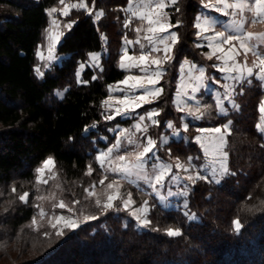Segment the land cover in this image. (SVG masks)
Masks as SVG:
<instances>
[{
    "label": "trees",
    "instance_id": "obj_1",
    "mask_svg": "<svg viewBox=\"0 0 264 264\" xmlns=\"http://www.w3.org/2000/svg\"><path fill=\"white\" fill-rule=\"evenodd\" d=\"M202 1L177 0L168 9L179 40L164 63L163 93L152 105L159 113L151 128L154 138L167 132L168 121L182 123L174 94L183 61L205 66L209 82L214 74L219 79L207 48L198 46L195 25ZM86 2L92 13L72 10L67 18L72 27L57 48L64 58L41 78L35 70L38 48L49 11L60 0H0V264H264V134L257 127L264 90L258 81L238 87L234 107L223 115L214 95L204 91L200 103L191 106L200 109L190 112L201 118L189 122L188 140L172 141L160 152L173 163L200 166L204 155L195 141L197 129L230 123L229 173L219 182H191L186 207L167 208L152 198L151 224L141 229L127 212L93 204L87 189L106 176L97 155L107 146L100 137L112 125L105 120L104 103L109 86L127 75L120 66L122 49L136 34L126 24L130 0ZM97 11L104 13L98 20ZM92 53H102L100 68L86 66L78 79L79 66ZM49 158L55 176L41 185L37 171ZM131 191L140 201V192ZM25 193L28 198L21 201ZM58 200L98 219L62 235L42 221L32 224L43 203L58 212L52 208ZM169 228L181 235H167Z\"/></svg>",
    "mask_w": 264,
    "mask_h": 264
},
{
    "label": "rangeland",
    "instance_id": "obj_2",
    "mask_svg": "<svg viewBox=\"0 0 264 264\" xmlns=\"http://www.w3.org/2000/svg\"><path fill=\"white\" fill-rule=\"evenodd\" d=\"M36 1H38V0H36ZM204 1L205 0L202 1V5H203ZM227 1L229 3H236L237 2L235 0H227ZM243 2L246 4H249V6H250L254 2V0H243ZM81 3H84L87 5L86 0H81L78 2H64V4H60L56 7H53V8L57 9L56 12L51 11L53 8L50 9V11H49V17H50L49 25H48L47 29L45 30L43 41L41 42V44L39 45V48H38V62H37L36 69H35L38 77L42 78L47 71H50L53 68V66H55L56 64H60L62 62L64 56H60L57 54V48H58V45L61 43L65 34L70 30L69 28L66 27V25L71 23L67 20V18L71 14L72 10L82 9V10H86L88 13H92V8H89L88 5H87V8H80V7L71 8L70 7V5H72V4L79 5ZM206 3L209 5V7H207L208 9H210L212 7L213 8L214 7H220V5H215L216 2L215 1L213 2L212 0H209ZM66 6H69V15L68 16L63 15V13H62V9H64ZM222 7L223 6L221 5L220 8H222ZM244 11H242V12H244ZM99 12L100 11H97L95 13L94 17L96 20L101 18V16H98ZM261 16H262V19H264V15H261ZM243 18L245 19V15L243 16ZM53 21H56L57 24L54 25ZM196 24H197V20H196ZM169 34L170 33H167L166 35L168 36ZM214 35H215L214 32H211V33L202 32L201 33V31H199V35H198V28H197V36H198V38L200 37L198 45L200 47L207 48V50H208L207 55H206L207 59H208L209 55H212V53H210L207 45L203 46V44L206 42L205 44L209 43V45L211 44L214 46L217 41H211L210 42L207 39V37L214 36ZM230 35H237V34H233V31H232V32H230ZM255 35L256 36H255V39H253L254 40L253 43L258 42V41L256 42L257 37H264V33L255 34ZM157 37H158L157 39L160 40L159 36H157ZM200 42L202 43V46H201ZM155 43L157 45L158 42L156 41ZM167 43L171 45L172 42L169 40V41H167ZM250 43H252V41ZM161 46H162V48H164V44H162ZM210 47H212V46H210ZM224 47H225V53L224 54L231 55V53H227V49L229 46L225 45ZM156 48L159 49V47H156ZM50 49H51V51H50ZM212 49L214 50L213 47H212ZM241 50H242V54H244L243 49H241ZM154 52L157 53L158 51H154ZM156 53L151 55V59L153 58V60L154 59H160L162 61H166V60L160 58L161 56H159V54H156ZM160 53H163L165 56L164 49L162 51H160ZM41 54L44 57L43 59H41ZM215 54L223 55V53H220V52H216ZM250 56H251V52H249L247 54V57H245V55H244V58L249 62L251 61L254 65H251V66L244 65L245 74H246V68L252 67L254 69L255 77L254 78L251 77L252 79L246 83L245 82L238 83V84H240L239 88L246 85V84H252L253 81H258L261 83L263 90H264V80H261L259 78L260 74H259L258 69L255 66V57L253 59L252 58L250 59ZM94 57H95V59H94ZM216 57H218V56H216ZM216 57L212 56V60H214V62H215L213 67H214L215 72L218 73L217 76L219 79L214 78V76H216V74H214L212 79L219 81L221 78L219 76V71L217 70V68L220 66L218 64L219 60H217ZM100 58H101V55H98V56L94 55L91 59L88 60L89 65L88 64L80 65L79 69H78V79H81L82 71L84 70V68L86 66H91L94 69L100 68V66H101V63H99ZM219 63H220V61H219ZM235 63H236V60H235ZM227 66L231 67V65H228V64H227ZM37 69H39V72L37 71ZM41 73H42V75H41ZM226 74L227 75H224L225 80L223 79L224 80L223 86L221 83H218L217 85L219 86V84H220L222 86L221 88L226 90V91H224L225 93H227V94L231 93L232 94L233 91L237 90L236 89L237 84H236L235 80L230 79V77H234V76L240 77V73L239 72H231V73L227 72ZM230 74L232 76H230ZM150 76L153 77L154 74H150ZM226 76H228V77H226ZM224 83H225V85H224ZM217 85H215V86H217ZM226 85H231V88L225 87ZM64 90L58 91L56 93V95L61 98L63 96ZM135 97H137V96L130 97L129 101H131L133 103V100ZM228 99L230 101H232L231 103L233 105L235 97L234 96H228ZM262 102H264V100ZM176 106H177L178 110H180V111H181V108H183L184 111L185 110L189 111V113L182 112L183 113L182 120H183L185 114L188 115V114H190V111L195 110L191 106H186V105L178 106L177 104H176ZM106 107H107V105L105 106V103H104L105 114L108 115ZM260 114H261V116H260L259 125H260V128L264 129V112L260 111ZM190 115L192 116V119H193L191 121L195 122V121L199 120V119H196V116H198V115H194V114H190ZM105 120H106V122H108V124L111 122L112 125L114 123H116L117 121H120L119 118H117V117L112 119V120H107V119H105ZM158 122L159 121L157 120L156 123L150 124L148 131H147V134H146V135L150 136L155 141V148H154L153 153H149L148 156L146 157V162H145L143 170L133 169L131 175H125V174L120 173V172L111 171V168L126 165L129 162L134 164L135 163V154L139 151H142L143 147L146 145V141H147L146 138H141V135L139 136L138 134H136V135L129 134L126 136L127 140L123 141V143H120L115 154H110V155L105 157V162H104L103 167L101 166L100 161L98 160V157H100L102 153H106V151L103 149H101L99 151V153L97 155V161H98V164L104 169V172H106V176H104L102 179L104 181V183L103 184L100 183L101 185L93 184L87 189L89 197L92 199L94 198V200H95V202H93V204L96 203L97 199H99L100 204L98 206L102 207V209L104 211L108 210V211H117V212H119V211L127 212L129 214V216L136 221V224L141 229L145 228V227L141 226L140 221L136 220L135 217H133L131 213L133 211H137L140 209L147 208L146 212L138 211V215H140L142 219L143 218L148 219V214L150 211L149 200H151L152 198L156 199L159 204H161L167 208L179 207V206L186 207L187 206V198H188V194H189V187H190V184H192L191 181L186 179L187 176H189V175L195 176L196 173L202 172L201 175L208 177V179L218 181V180L222 179L223 177H225L229 173V171H228L227 173L221 174V163L224 166H226L227 168L229 166H228L227 156L221 157L219 155V152L216 150V145L219 143V138L221 136V134H218V133L216 135L210 134V136L208 137V138H210V140H212L210 142H206V140H203V138H201L202 143H205L204 147L208 149V153H207L208 159L203 160L204 162H202V164L200 165V169L197 168L198 166L195 164H193V166H191L190 162H189L190 163L189 166H186L184 163H181L183 165L182 168H177L175 166L176 164H171V163H173L171 161L167 162L168 159L164 158L160 153L163 150V148L169 144L168 142H169L170 138L168 136H162V135H168V133H169L167 130V125H166L167 132L161 134V136H159V139L154 138L151 135V128L154 126H157ZM167 124H168V122H167ZM227 125L229 126V128L226 131L222 132L223 139L226 142L223 149L221 150L223 152L225 151L224 149L226 148V144H227L226 136H227V133L230 131V123H228ZM176 127H178V126H176ZM109 129L107 131L108 133H109ZM110 133L112 134V132H110ZM262 133L264 134V132H262ZM100 139L102 141L106 142L105 136L101 135ZM120 140H122V139H120ZM127 141H128V143H127ZM211 142H212V144H211ZM119 155H125L126 161L121 162V161L116 160V157ZM204 158H205V156H204ZM214 160L220 161L221 163H213ZM44 164H45V162L43 163V165L39 169L44 168ZM168 165H171L170 170L165 173L164 180L162 181V183L157 185L155 182V176L158 175L161 171H163L164 168ZM39 169L37 171V182L39 184L44 185L46 183H43V181L46 180L48 182V180L54 178V176H55V162H54V160H53V164L49 165L48 168H45L43 173H41L39 171ZM185 169H187V171ZM213 169H215V173L213 172ZM228 170H229V168H228ZM105 177H107V179H105ZM113 181L117 182V185L114 186V188H112V189H108L107 185L109 183H112ZM129 186H131V187H129ZM133 188H135L136 190H138V192H140V197H141L140 201H137V199H136L137 196H135L133 194V192L131 191V189H133ZM170 192L172 193V195H169ZM117 193L119 194V198L113 202L114 206L110 209H105L103 207V205L107 202V197L109 195H116ZM51 197H52V194H48L45 197L46 201L49 204L52 203ZM27 198H28V196H27ZM27 198H26V200H27ZM124 200L130 201L129 206L127 208L124 205ZM180 201H181L182 205L181 204L179 205ZM60 202H62V201L61 200L55 201V202H53V206H52L53 209L55 207H57L58 212H51L50 207L46 203H43L46 205L42 204V206H40L39 209L37 210V219H35L37 221L36 224L38 225L39 222L42 221L43 223H46L47 226H49L52 230H54L56 232L58 230H62V232H64L66 229L67 230H74V229H77V228L83 226V224H85L86 222H90V221H94V220L98 219L97 216H95V215H92V216L89 215V212H87V214H88L87 215V214H84L82 212H76L74 209L69 210L70 208H68L67 206L65 208L61 209L58 206ZM41 209H43V211L45 213V215L43 217H41L39 214ZM66 210H68V211L66 212ZM59 216H63L65 218H70L71 220L76 221V226L73 228H69V227L65 226L64 221H61L60 223L57 224L56 229L52 228L50 221L55 222L54 218L59 217ZM93 216L96 217V219H90V217H93Z\"/></svg>",
    "mask_w": 264,
    "mask_h": 264
},
{
    "label": "crops",
    "instance_id": "obj_3",
    "mask_svg": "<svg viewBox=\"0 0 264 264\" xmlns=\"http://www.w3.org/2000/svg\"><path fill=\"white\" fill-rule=\"evenodd\" d=\"M208 1L209 0H205L203 2L201 11L197 17V23H201V21H203L207 18L208 23L211 24L212 28L208 31H204L203 29H204V27H206V25L202 23L201 27L198 28V35H199V31H201V33L202 32H204V33L205 32H209V33L214 32L215 33V31H225L226 34H230V32L233 31V34H237V35L238 34L243 35L244 33L251 31L254 34L253 39H255V36H256L255 34L264 33V19H262V16H257L254 12H250L247 9H245L244 12H242V11L238 12L235 9H228L227 11L229 12V15L225 16L224 12L216 11V7H214V8L212 7L210 9L205 7L204 5L207 4L206 2H208ZM212 1L216 2V0H212ZM235 1H237V0H235ZM158 2H159V0H130L129 4L127 5V7L125 9V12L127 14L126 24L131 25V27L135 31L136 37L133 39H127L124 43V46L122 49L121 62H123V64L125 65V67H122V68L124 70H126L127 75L125 76V78L123 80L109 86V96L106 99V101H108V103L105 104V106L107 105L106 110H107L108 115H113L117 108L121 109L122 111L124 110L125 105L121 104L120 101L123 100L126 96L129 98L134 97V96L139 97V96L144 94L145 89H147L149 91H152L155 88H162L163 89V87L161 86V81H162L163 75L165 73V70H164L165 61H162V63L158 66V65L152 63L153 58L151 59V55L156 53V52H154L155 51L154 49L156 47H159V51L156 54H159V56H161L160 58L163 59L164 54L160 53V51H162L164 48H162V46H161L162 44L157 39L158 38L157 36H159V38H163V37L167 36L166 35L167 33L176 32V31L173 29V27H170L168 29V32L167 31L166 32H159V31L149 32V31H147L149 27L157 28L158 26L155 24L150 25L148 23V17H151L153 20H155L157 18V16H156L157 13L166 14L167 18H168L167 23L171 25L168 9L172 6H174L175 4H172L170 2V0H164V2L166 3L167 6L163 10H160V9L155 8V5ZM176 2H177V0H176ZM252 6H254V2L250 5V7H252ZM220 7H221V5H220ZM129 8H131V11H129ZM133 12H136L135 16L132 15ZM141 13H143L145 15V17H146L145 19L140 18ZM244 15H245L246 20L243 18ZM240 20H243V22H244L242 29L237 28V22ZM138 28L141 29L139 32L136 30ZM149 37L152 38L151 41L148 39ZM129 41H131V43H128ZM156 41L158 42L157 45L155 43ZM253 42H254V40L252 41V43ZM256 42H257V40H256ZM205 43L203 44V46L207 45L210 53H213L214 50L212 49V47L209 46V43L208 44H205ZM200 44L202 46L201 42H200ZM234 44H236L237 47L239 46L238 41H234ZM141 45H143V47H141ZM172 48H173V46H172ZM172 48H171V51H172ZM125 50H127V56H125ZM239 53L240 54L235 57L236 63H239L243 67H244V65H247V66L248 65L249 66L254 65L251 61L249 62L244 58V54H242L241 49L239 50ZM170 54H171V52L169 53V55ZM94 55H97V56L101 55V57H102V53H92L89 55V59H91ZM141 55H146L147 59L145 61H140L139 57ZM213 56H215V57L216 56H225V58H226V54H224V53H223V55L215 54ZM251 58L252 59L254 58L252 53H251L250 59ZM216 59H217V57H216ZM217 60L220 61V63L218 61V64L220 67H218L217 70L219 71V76L221 79L218 82L215 79H212V83L209 82V79L207 76V70H206L205 66L198 65V64L193 63V62L188 61V60H185L182 62L181 66H180V70H179L177 90L174 94L175 104H177L178 106L197 105L200 103L201 94L204 91L205 92L208 91L214 95V98L216 99V103H217L218 99L223 101V104H224L226 111L221 112L220 108L218 107L220 114H222V115L226 114L228 112L229 108L234 107V105L236 103L235 100H234V104L232 105V103H231L232 101H230L228 99V96H235L236 90L233 91L232 94L231 93L227 94L224 92L226 90L221 88L223 86V82L225 80L224 75H227L226 74L227 72L226 71L225 72L220 71L221 66L223 67L225 65V60H222V59H217ZM99 63H101V58H100ZM233 63H235V61L227 60L228 65L232 66ZM137 65H139V66H137ZM157 71H161L163 73L161 77H156L155 75L153 77L150 76V74H154ZM201 71H203V73H204L203 76L200 75ZM230 76H232V75L230 74ZM129 77H141V78H143L141 81H139V83L143 84L144 87L143 88L138 87L136 89H133L131 86L137 82L132 80V79H128ZM226 77H228V76H226ZM234 77H237V79H234L236 84H237L236 89L240 85L238 83H242V82L246 83L253 78V77L252 78L248 77L247 74H245V76H243L244 78L239 77V76H234ZM149 78H151L152 80H155L157 82L155 84L149 83L148 82ZM230 79H233V78L230 77ZM125 80L128 81L127 84L123 83ZM218 83H221L222 86L220 84L218 86L217 85ZM215 85H217V86H215ZM224 85H225V83H224ZM121 89H123V91H121ZM161 95L162 94H160V96ZM158 98L153 99V97H151V96L146 97V99L150 100L151 103H143L142 106L139 108H134V104L131 101H129L128 113L126 115L115 116V118L116 117L119 118L120 121H117L116 123H114L110 127L109 133L105 136L106 137L105 143L107 144V146L103 150H105L107 152V150L109 148H112L113 145L116 144L117 141H119L120 143H123V141L127 140L126 136L129 134H133V135L138 134L139 136L141 135V138H146V140L148 138H151L150 136H148L146 134H147L149 125L153 124L154 120L157 121V116L149 118L148 113L152 109H156L155 107H152V105L154 103H156ZM181 112L189 113V111H187V110H185V111L183 110ZM141 115L144 116L143 121H141L139 119V117ZM191 120H193L192 116L190 114H188V115L185 114L181 125H179L178 127L174 126L172 121H168V124L171 123L173 125V127L170 128V127H168V124H167V130L169 133H168V135H162V136H168L170 138L168 143H170L172 141H181V140L187 141L188 139L186 137V132L189 128V122ZM138 124H139V128H137ZM185 124L188 125L187 130L184 127ZM223 126H220L222 128V132L224 131ZM228 128H229V126H228ZM204 129H207V128H204ZM209 129H212V128H209ZM110 132H112V134ZM120 133H124V135L121 136ZM229 133H230V131L227 133V136ZM210 134L216 135L217 133L198 132V134L195 136V141L200 146L202 153L205 156V158H204L205 160H207L208 158H207V154L205 153V147H204L205 143H202L201 138H203V140H206V142H210V141H212V140H210V138H208L210 136ZM197 136L200 137L199 141H197V139H196ZM227 136H226V138H227ZM120 139H122V140H120ZM127 143H128V141H127ZM211 144H212V142H211ZM116 151H117V148L113 149L111 154H115ZM224 152H226V150ZM167 162H169V160ZM177 163L181 164V162H177ZM177 163H171V164H177ZM185 165L189 166V163L185 164ZM191 166H193V164H191ZM197 168L200 169V166H198ZM201 173L202 172H200V174ZM180 204L182 205L181 201H180L179 205Z\"/></svg>",
    "mask_w": 264,
    "mask_h": 264
},
{
    "label": "snow or ice",
    "instance_id": "obj_4",
    "mask_svg": "<svg viewBox=\"0 0 264 264\" xmlns=\"http://www.w3.org/2000/svg\"><path fill=\"white\" fill-rule=\"evenodd\" d=\"M170 2L172 4H175L176 0H170ZM60 3L64 4V0H60ZM216 5H223V8L216 7V11L224 12L225 16L229 15V12L227 11L228 9H235L238 12L244 11L245 9H247L250 12H254L257 16L264 15V0H254V6H252V7H250L249 4L244 3L243 0H237L236 3H228L227 0H216ZM166 6L167 5L164 2V0H159V2L155 5V8L163 10ZM204 6L205 7H209L208 4H205ZM70 7L71 8H76V7L87 8V5L84 4V3H81L79 5L72 4V5H70ZM51 11L52 12H56L57 9L53 8ZM129 11H131V8H129ZM176 11H179V8H177ZM62 13H63V15L68 16L69 15V6H66L64 9H62ZM103 15H104V13L102 11L98 13V16H103ZM132 15L135 16L136 12H133ZM156 16H157V18L155 20H153L151 17H148V23L150 25L155 24V25L158 26L157 28L149 27L148 28L149 32H156V31L166 32V31H168V29L170 27H174V25H170V24L167 23V19L168 18H167L166 14L157 13ZM140 18L141 19H145L146 17H145V15L143 13H141ZM73 23H74V21H73ZM202 23L206 25V27H204V29H203L204 31H208V30H210L212 28L211 24L208 23V19L207 18L205 20L201 21V23H197L195 26L197 28H200ZM243 23H244L243 20L238 21L237 22V28L238 29H242ZM53 24L56 25L57 22L53 21ZM66 27L70 29L72 27V23L67 24ZM136 30L139 32L141 29L138 28ZM253 37H254V34L251 31H248V32L244 33L243 35H230V34H226L225 31H216L214 36L207 37V39L210 42L211 41H217L214 46L211 45V44L209 45V46H212L214 48V51H213L212 55L208 56V59H212V56L215 55L216 52L225 53V47L224 46L225 45L229 46L228 49H227V53H231L232 55H227L226 54V58H225V56H218L217 57V59L225 60V65L220 68V71L221 72H225L226 71V72H229V73H231V72H239L240 73V77H243L245 75V68L243 66H241L239 63H233V65L231 67H228L227 66V60L235 61V57L240 54L239 53L240 49H243L245 57H247V54L249 52H251L252 55L255 57V66L258 69L259 74H260L259 78L261 80H264V37H257L256 38L257 41H258L257 43H250L251 41H253ZM148 39L151 41L152 38L149 37ZM169 40L172 42L171 45L167 43V41H169ZM178 40H179V37H178L176 32H171L168 36L160 38L159 42L161 44H164V52H165V56L163 58L164 60H171L172 59V57L169 55V53L171 52L172 46L175 45L178 42ZM234 41H238L239 42V46L238 47H237L236 44L233 43ZM128 43H131V41H129ZM141 47H143V45H141ZM154 50L155 51H159L158 48H155ZM50 51H51V49H50ZM125 56H127V50H125ZM43 58L44 57L41 54V59H43ZM94 59H95V57H94ZM146 59H147L146 55H141L139 57L140 61H145ZM152 63H154V64L159 66L162 63V60L154 59V60H152ZM120 66L121 67H125L123 62H121ZM137 66H139V65H137ZM37 71L39 72V69H37ZM162 74L163 73L161 71H157V72L154 73V75L156 77H161ZM246 74H247L248 77H253V78L255 77L254 69L252 67H247L246 68ZM41 75H42V73H41ZM200 75L201 76L204 75L203 71H201ZM232 78L233 79H237V77H232ZM128 79H132V80L137 82V83H134L131 86L133 89H136L138 87L139 88H143L144 87L143 84L139 83V81H141L143 78H141V77H129ZM127 82L128 81L125 80L123 83L127 84ZM148 82L152 83V84H155L157 81L152 80L151 78H149ZM225 87L231 88V85H226ZM121 91H123V89H121ZM162 92H163L162 88H155L152 91H149V90L145 89V92H144L143 95L134 98V100H133L134 108L141 107L143 103H151V101L146 99V97L151 96V97H153V99H155V98H158L160 96V94H162ZM129 100H130V98L126 96L123 100L120 101L121 104L125 105L124 110L122 111L121 109L117 108L113 115H106L105 119L112 120V119L115 118V116L126 115L128 113ZM107 103H108V101H105V104H107ZM217 107L220 108L221 112L226 111V109L224 107V104H223V101H221L219 99L217 100ZM181 111H183V108H181ZM196 111L199 112L200 109H196ZM260 111L264 112V102H262L260 104ZM158 114L159 113H158V111L156 109H152L148 113V116H149V118H152L154 116H157ZM190 114H194V113L190 112ZM200 118H201L200 116H196V119H200ZM139 119L141 121H143L144 120V116L141 115L139 117ZM153 123H156V121L154 120ZM168 127L171 128V127H173V125L171 123H169ZM184 127L187 130L188 125L185 124ZM257 127L262 132H264V129L260 128V125H257ZM137 128H139V124L137 125ZM227 128H228V125L225 124L223 126V130L226 131ZM197 131H199V132H212V133L221 134V136L219 138V143L216 145V150L219 152V155L221 157H226L227 156L226 152L221 151L223 149L225 143H226L224 141V139H223L222 128L221 127H215V128H212V129L199 128V129H197ZM120 135L123 136L124 133H120ZM196 139H197V141H199L200 137L197 136ZM119 145H120V142L117 141L116 144H114L112 148H109L106 153H102L101 156L98 157V160L100 161V164H101L102 167H103L104 162H105V157L110 155L112 153L113 149L114 148H118ZM154 148H155V141H153L151 138H148L147 141H146V145L143 147V150L139 151V152H137L135 154V163L134 164L129 162L126 165L113 167V168H111V171L120 172V173H123L125 175H131L133 169L143 170L145 162H146V157L148 156L149 153H153ZM205 153L206 154L208 153V149L207 148H205ZM116 160L121 161V162L126 161V156L125 155H119V156L116 157ZM213 163H221V162L217 161V160H214ZM52 164H53V160L51 158H49L48 160L45 161L44 168L39 169V171L41 173H43L44 169L48 168V166L52 165ZM175 166L177 168H182L183 167V165L180 164V163H177ZM170 168H171V165L166 166L163 171H161L158 175L155 176V182H156L157 185L162 183V181L164 180L165 173L167 171H169ZM185 170L187 171V169H185ZM91 171H92L91 168H89V173H91ZM228 171H229L228 168L221 163V174L227 173ZM213 172L215 173V169H213ZM105 179H107V177H105ZM186 179L191 181L192 183H195L197 179L207 180L208 177L203 176L200 173H196L195 176L189 175V176L186 177ZM217 182H219V181H217ZM43 183H47V181L45 180V181H43ZM100 183L103 184L104 181L101 180ZM116 185H117V182L113 181L112 183H109L107 185V188L108 189H112ZM12 191L15 192V188H13ZM169 195H172V193L170 192ZM27 196H28V193H25L24 195H21L19 197V199L21 201H26ZM118 198H119V194L118 193L116 195H109L107 197V202L103 205V207L105 209L112 208L114 206L113 202L116 199H118ZM39 199H43V198L40 197ZM129 202H130L129 200H124V205H125L126 208L129 206ZM262 203H264V202H262ZM96 204L97 205L100 204V200L99 199L96 200ZM58 206L61 209L66 207V205L63 202H60ZM69 210H71V209H69ZM138 211L146 212L147 208L140 209V210H137V211H133L131 214H132L133 217H135L136 220L140 221L141 226L148 227L151 224V221L146 219V218L142 219L141 216L138 215ZM39 214H40L41 217H43L45 215L43 209H41ZM54 219H55V222H51L50 221L51 227L54 228V229L57 228V224L60 223L61 221H64L66 227L73 228V227L76 226V221H73L70 218H65L63 216H59V217H55ZM90 219H96V217L93 216V217H90ZM36 223H37V221L35 219H33L32 220V224L35 225ZM234 224H235V228L237 230H239L241 228V224H240L239 220H235ZM153 230L154 231H159V229H155V228ZM166 232H167V235H169V236H179V235H181V232L178 229L169 228V229L166 230ZM62 234H63L62 230H58L57 231V235H62ZM45 235H48V233H45Z\"/></svg>",
    "mask_w": 264,
    "mask_h": 264
}]
</instances>
